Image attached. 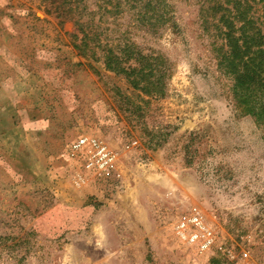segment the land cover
<instances>
[{"label":"rangeland","instance_id":"1","mask_svg":"<svg viewBox=\"0 0 264 264\" xmlns=\"http://www.w3.org/2000/svg\"><path fill=\"white\" fill-rule=\"evenodd\" d=\"M196 2L173 0L179 33H133L172 64L150 99L79 55L44 0H0V264H264V130L236 111ZM83 137L121 179L76 185ZM194 216L206 249L181 233Z\"/></svg>","mask_w":264,"mask_h":264},{"label":"trees","instance_id":"2","mask_svg":"<svg viewBox=\"0 0 264 264\" xmlns=\"http://www.w3.org/2000/svg\"><path fill=\"white\" fill-rule=\"evenodd\" d=\"M63 22L74 25L73 46L83 58L102 60L144 97L166 95L172 64L146 52L133 33L154 38L179 33L173 0H44ZM256 15L249 0H197L200 26L211 40L217 71L230 81L236 111L264 130V0ZM148 103V102H147Z\"/></svg>","mask_w":264,"mask_h":264},{"label":"built area","instance_id":"3","mask_svg":"<svg viewBox=\"0 0 264 264\" xmlns=\"http://www.w3.org/2000/svg\"><path fill=\"white\" fill-rule=\"evenodd\" d=\"M69 155L72 160H82L85 172L76 177V185L82 187L88 184L90 177L97 182H112L121 179L118 168V155L102 140L83 137L70 145ZM190 224L195 227L192 240H198L203 248H208L212 242V231L203 223L202 219L194 216L186 219L180 225L182 235L186 238L185 230Z\"/></svg>","mask_w":264,"mask_h":264},{"label":"crops","instance_id":"4","mask_svg":"<svg viewBox=\"0 0 264 264\" xmlns=\"http://www.w3.org/2000/svg\"><path fill=\"white\" fill-rule=\"evenodd\" d=\"M0 62H2V60H0ZM1 79H2V76H0V80H1ZM0 93H1V92H0ZM1 95H2V96H7V97H9L8 94L5 95L4 92H2ZM2 105H3V104L0 105V120L3 119V121H4V120H6V117L3 118L4 113H5V110L3 109Z\"/></svg>","mask_w":264,"mask_h":264}]
</instances>
